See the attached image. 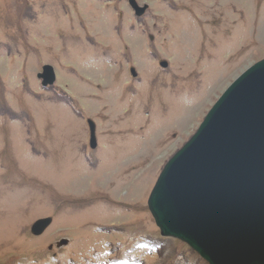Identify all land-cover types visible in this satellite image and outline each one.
Instances as JSON below:
<instances>
[{
  "label": "rangeland",
  "instance_id": "1",
  "mask_svg": "<svg viewBox=\"0 0 264 264\" xmlns=\"http://www.w3.org/2000/svg\"><path fill=\"white\" fill-rule=\"evenodd\" d=\"M137 2L139 17L127 0H0V264H207L160 236L146 199L225 88L264 58V0ZM87 116L97 147L85 151Z\"/></svg>",
  "mask_w": 264,
  "mask_h": 264
},
{
  "label": "water",
  "instance_id": "2",
  "mask_svg": "<svg viewBox=\"0 0 264 264\" xmlns=\"http://www.w3.org/2000/svg\"><path fill=\"white\" fill-rule=\"evenodd\" d=\"M131 5L138 15L145 9ZM38 76L51 84L52 67L44 65ZM147 206L161 235L187 243L209 264H264V58L225 88L165 162ZM50 221L38 219L32 233Z\"/></svg>",
  "mask_w": 264,
  "mask_h": 264
}]
</instances>
